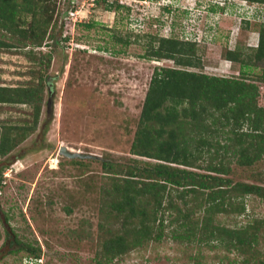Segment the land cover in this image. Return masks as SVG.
Instances as JSON below:
<instances>
[{
  "label": "rangeland",
  "instance_id": "rangeland-1",
  "mask_svg": "<svg viewBox=\"0 0 264 264\" xmlns=\"http://www.w3.org/2000/svg\"><path fill=\"white\" fill-rule=\"evenodd\" d=\"M40 1V6L45 7L37 14L26 15L25 27L34 22L45 23L52 12L51 23L61 19L64 24L56 32L51 47L45 46L47 49L43 51L47 54L52 49V62L43 69L47 85L40 123L34 133L3 159L9 165L0 176V264H24L28 258L24 251L10 253L17 247L11 245L16 235L40 242L42 257L36 261L29 258L32 263L95 264V254L104 234L100 224L107 221L102 209L109 197L100 161L109 158L131 165L137 158L143 162L158 161L137 155L132 148L142 126L141 113L155 67L182 66L173 59L145 57L146 45L151 40L145 33L186 40L190 33L199 32L203 34L202 42H196L191 58L198 64L200 60L201 66L186 68L240 77V61H230L226 52L239 43L238 52L245 58L255 49H250L259 40L255 23L264 20V16H256L254 10L263 4L252 5L247 0H80L75 15L68 13V9L76 0H65V4L61 3L63 13L57 17L53 9L60 0ZM115 4L123 7L117 9ZM244 19L252 23L239 30ZM86 22L94 23L93 27L84 26ZM128 33H132L130 44L116 40L115 36L126 37ZM68 36L70 39L56 44V39ZM33 63L39 66V61L34 62V58L32 61L26 53L13 54L0 49V85L25 83L36 74L35 81H38L39 69L36 72ZM245 68L251 72L246 77L258 84V103L264 106V59ZM193 105L189 99L180 104L176 99L171 102V109L176 111ZM30 111L23 104L0 102V125L22 124L23 119H29ZM222 115L218 113L216 123L213 118L206 123L209 131H214L210 136L228 146L226 165L231 169L230 177L235 182L264 184V158L252 166H242L236 157H230L235 147L239 148L232 129L237 125ZM179 117L182 127L178 129L177 118L173 127L166 126L165 132L164 126L151 122L149 136L155 138L156 144L168 139L171 129L176 130L175 136L179 139L196 137L198 129H191L189 124L191 115L179 114ZM248 128L244 125L239 135ZM196 141L199 142L197 138ZM62 147L87 156H66L61 152ZM177 201L184 213L192 212V224L196 218L203 217V210L195 199L189 198L187 205ZM66 204L74 208L72 213L65 211ZM246 205L245 213H217L214 221L236 227L255 218L262 219L260 242L248 254V264H252L259 262L258 257L264 258V202L250 196ZM9 211L13 217L7 220ZM175 214L169 218L168 214L164 215L167 225ZM181 219L180 216L179 221L171 223V230L167 227L168 233L160 241L132 249L111 264H243L245 254L239 250L211 249L206 241L174 238L172 230L183 232L184 227L179 226ZM110 225L113 227L114 223Z\"/></svg>",
  "mask_w": 264,
  "mask_h": 264
},
{
  "label": "trees",
  "instance_id": "trees-1",
  "mask_svg": "<svg viewBox=\"0 0 264 264\" xmlns=\"http://www.w3.org/2000/svg\"><path fill=\"white\" fill-rule=\"evenodd\" d=\"M247 1L252 5L263 4V7H255L254 14L264 16V0ZM62 2L65 4V0H60V4L55 2L56 7L53 10L56 9L57 17L61 15L60 12L63 13ZM40 4V0H0V49L13 54L26 53L32 61L33 58L34 62L39 61L38 67L33 63L34 70L39 69L38 81H35L36 74L25 83L0 85V102L23 104L31 108L27 113L29 119H23L22 124L0 125V176L9 165L3 159L24 142L28 135L34 133L40 123L47 85V75L43 69L50 67L52 62V49L47 54H43V51L47 49L45 46L51 47L56 32L64 24V21L60 22L61 19L51 23L52 12L45 23L34 22L25 27L24 17L30 13L37 14L39 9L45 7ZM114 7L119 9L123 6L115 4ZM251 23L248 19L241 20L239 30L248 28ZM83 25L91 28L94 23L86 22ZM255 26L259 40L256 46L250 48L255 49L246 54L248 57L241 58L243 53L238 52L239 43L234 48H228L226 52V58L230 61H240V77L189 70L187 66H201L200 60L198 64L191 58L196 42L145 33L151 39L146 45L145 57L173 59L177 65L182 66L155 67L141 113L142 126L132 148L133 153L158 161L143 162L137 158L134 165L109 158L100 161L106 175L105 190L109 197L102 209L107 221L100 224L104 234L95 254V264H111L132 249L160 241L168 233L167 227L172 226V222L179 221L180 216L182 219L179 226L184 229L180 233L172 230L174 238L206 241L210 243L211 249L227 247L239 250L245 254L243 264L249 263V252L260 242L262 219L255 218L246 225L228 227L215 223L214 216L223 212L245 213L246 199L250 196H256L264 202V184L235 182L230 177L231 169L226 165L228 146L210 136L214 131H209L210 126L206 121L213 118V123H216L219 112L228 122L233 119L237 128L232 129L237 135L239 148L235 147L234 155L230 157H236V161L242 166H252L263 160L264 106L258 103V84L246 77L251 72L245 70V67L257 65V62L264 59V20L255 23ZM115 37L125 45L132 42V33H128L126 37ZM68 39L69 36L56 39V44ZM75 40L79 44V40ZM34 70L36 73L37 70ZM176 99L178 104L189 99L194 105L192 108L172 111L171 102ZM179 114L191 115L189 124L191 129H198L197 136L179 139L175 136L176 130L171 129L168 139L156 144L155 138L149 136L151 122L155 121L164 126L162 131L165 132L166 126L173 127L178 118L179 129L183 124ZM244 125L249 128L239 135ZM196 138L199 142H195ZM141 145L147 148L140 150L138 147ZM221 149L225 151L221 153ZM189 198L195 199L199 203V209L203 210V217L196 218L194 224L192 212L184 213L181 208L183 206L177 201L182 200L187 205ZM229 205L230 209L227 211ZM64 209L72 213L74 208L66 204ZM175 212L167 225L165 214L169 218ZM7 213L6 219L10 220L13 213ZM111 222L114 223L113 227L109 226ZM14 244L17 247L10 250V253L15 255L24 251L28 256L24 264H37L32 263L29 258L36 261L42 257V246L37 239L33 242L16 235L11 242V245ZM257 260L259 262L252 264H264V258L258 257Z\"/></svg>",
  "mask_w": 264,
  "mask_h": 264
},
{
  "label": "water",
  "instance_id": "water-1",
  "mask_svg": "<svg viewBox=\"0 0 264 264\" xmlns=\"http://www.w3.org/2000/svg\"><path fill=\"white\" fill-rule=\"evenodd\" d=\"M61 152L69 157H86V154H83L82 152H73L71 150H68L66 147H62Z\"/></svg>",
  "mask_w": 264,
  "mask_h": 264
},
{
  "label": "built area",
  "instance_id": "built-area-1",
  "mask_svg": "<svg viewBox=\"0 0 264 264\" xmlns=\"http://www.w3.org/2000/svg\"><path fill=\"white\" fill-rule=\"evenodd\" d=\"M79 2H80V0H76V3H74V2H72V4L74 5L70 10L68 9V13H70V14H75V15H77V13H78V6H79ZM69 17H71V16H69ZM77 19H78V17H76ZM76 19V20H77ZM74 20H75V18H74ZM191 33H190V35H188L187 36V38L186 39H193V38H191ZM73 42V41H72Z\"/></svg>",
  "mask_w": 264,
  "mask_h": 264
},
{
  "label": "clouds",
  "instance_id": "clouds-1",
  "mask_svg": "<svg viewBox=\"0 0 264 264\" xmlns=\"http://www.w3.org/2000/svg\"><path fill=\"white\" fill-rule=\"evenodd\" d=\"M240 25H241V23L239 24V27L238 28H240ZM203 34H201V33H199V32H197V34L196 35H192V37H193V39H186V40H188V41H194V42H202V36ZM200 36V37H199ZM74 41V40H73ZM80 45V44H79ZM82 49H85V47H83Z\"/></svg>",
  "mask_w": 264,
  "mask_h": 264
}]
</instances>
